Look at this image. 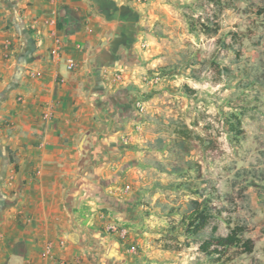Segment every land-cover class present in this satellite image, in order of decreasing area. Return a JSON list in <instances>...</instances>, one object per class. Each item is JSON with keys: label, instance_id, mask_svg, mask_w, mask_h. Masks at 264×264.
I'll return each instance as SVG.
<instances>
[{"label": "crops", "instance_id": "1", "mask_svg": "<svg viewBox=\"0 0 264 264\" xmlns=\"http://www.w3.org/2000/svg\"><path fill=\"white\" fill-rule=\"evenodd\" d=\"M159 3L0 0V264H140L151 254L131 250L149 243L153 215L141 191L126 190L134 178L123 166L134 56L158 36Z\"/></svg>", "mask_w": 264, "mask_h": 264}, {"label": "rangeland", "instance_id": "2", "mask_svg": "<svg viewBox=\"0 0 264 264\" xmlns=\"http://www.w3.org/2000/svg\"><path fill=\"white\" fill-rule=\"evenodd\" d=\"M157 2L158 36L134 56L137 115L124 149L123 171L134 178L126 190L141 191L136 199L153 215L149 243L134 241L136 254L151 252L140 264H264V0ZM199 190L224 209L221 233L226 218L247 225L253 254L233 249L214 263L169 230Z\"/></svg>", "mask_w": 264, "mask_h": 264}, {"label": "trees", "instance_id": "3", "mask_svg": "<svg viewBox=\"0 0 264 264\" xmlns=\"http://www.w3.org/2000/svg\"><path fill=\"white\" fill-rule=\"evenodd\" d=\"M217 67L220 69L221 74L229 71L227 68ZM237 125H240V123L238 122ZM233 127L235 128L234 125L232 129H234ZM188 169H194L198 172V175L200 174L199 166L194 163H188ZM205 183L200 181L206 191L208 188ZM200 184L184 183L180 185L193 190L194 187L199 189L201 187ZM198 194V197L188 200L184 211L179 208V211H183V214L178 223L169 229L172 232L181 229V234L186 239L180 243L187 247L190 246L191 242L198 243L199 250L214 263H221L233 249H236L240 254H253L256 243L252 237L247 235L249 232L247 225L233 224L231 218H226L227 232L225 234L221 233L219 231L218 218L223 216L224 209L213 205L210 193L206 194L199 190ZM164 249L168 250V246H165ZM175 249L179 250L180 248Z\"/></svg>", "mask_w": 264, "mask_h": 264}, {"label": "built area", "instance_id": "4", "mask_svg": "<svg viewBox=\"0 0 264 264\" xmlns=\"http://www.w3.org/2000/svg\"><path fill=\"white\" fill-rule=\"evenodd\" d=\"M57 13L55 14V16H53L48 22L51 25H56L58 22L57 19ZM55 35V46L52 48V52L56 55H58L61 52L62 49V38L60 36H58L56 33H54ZM78 48L81 49L82 45L78 44ZM67 67L69 70H73L76 67V61L74 58H69L67 61ZM35 75H40L39 72H36ZM138 105H140L138 103ZM47 117H50V115H48ZM109 231H113V232H117L119 234V236H121L122 238H125L128 236V230L125 228H120V227H115V226H110L109 227ZM131 250L135 251L136 250V246L132 245L131 246Z\"/></svg>", "mask_w": 264, "mask_h": 264}]
</instances>
